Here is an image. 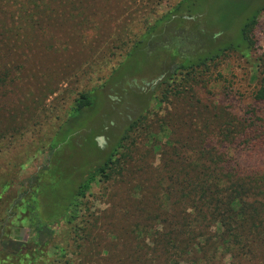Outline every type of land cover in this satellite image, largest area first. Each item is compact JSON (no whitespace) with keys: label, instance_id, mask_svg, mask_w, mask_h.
<instances>
[{"label":"trees","instance_id":"16d2710c","mask_svg":"<svg viewBox=\"0 0 264 264\" xmlns=\"http://www.w3.org/2000/svg\"><path fill=\"white\" fill-rule=\"evenodd\" d=\"M194 1L180 0L157 18L155 1H149L137 7L146 11L142 15L126 17L133 33L126 59L137 49L151 51L160 39L163 51L166 47L174 60L179 58L160 82L159 105L170 93L177 98L191 93L209 66L230 51L251 57V34L263 6L246 17L236 40L216 44L214 34L197 27V42L192 38L185 46L186 23L198 18ZM27 3L31 7L21 10L23 20L40 27L44 17H85L94 8L90 0ZM250 64L257 80L253 98L264 104V60ZM95 100L93 89L78 92L48 145L51 158L39 169L25 177L0 178V264H104L114 257L117 262L116 252L125 248L128 258L120 264H264V168L241 167L227 150L264 143V118L255 115H264V109H253L255 118L227 109H165L166 117L156 119L140 113L103 162L69 181L62 176L63 160L55 155L76 131L60 135ZM139 144L158 157L157 166L129 154L130 146ZM116 180L125 187L135 181L127 187L126 211L94 216L88 199L92 185ZM62 183L67 187L61 192ZM124 216L136 221L127 225Z\"/></svg>","mask_w":264,"mask_h":264},{"label":"rangeland","instance_id":"374dc122","mask_svg":"<svg viewBox=\"0 0 264 264\" xmlns=\"http://www.w3.org/2000/svg\"><path fill=\"white\" fill-rule=\"evenodd\" d=\"M90 1L94 8L85 17L54 14L42 17L45 21L40 27L23 20L25 11L21 10L27 7V0H0V178L25 177L51 158L48 145L81 90L93 89L96 100L63 127L60 136L76 132L70 144L55 155L63 160L62 176L69 181L103 162L127 123L140 113L148 112L156 119L166 117L165 109H227L237 116L255 118L253 109H264V104L253 98L257 80L250 64L251 59L264 60V0L194 1L192 10L198 18L196 23H186L185 46L192 38L197 42V27L214 34L216 44L236 40L246 17L263 6L251 34V57L248 60L230 51L209 66L191 93L179 98L170 93L161 105L157 104L160 82L179 58L174 60L166 47L164 52L160 39L151 51L137 49L126 59L133 33L125 20L128 15L146 12L137 7L149 1H155L153 16L157 18L180 0ZM200 10L203 13L199 15ZM173 27L174 23L170 24L169 28ZM97 136L102 137L101 147ZM130 149L134 159L158 165V157L145 151L144 145ZM227 150L228 157L241 167L264 168V143ZM134 183L132 180L126 187L117 180L93 184L88 195L91 212L100 218L112 211L116 216L123 214L127 187ZM60 186L61 192L67 187L64 183ZM135 221V217L124 216L127 225ZM127 250L116 252L117 262L114 257L103 263L120 264L122 258H128Z\"/></svg>","mask_w":264,"mask_h":264},{"label":"water","instance_id":"95a60500","mask_svg":"<svg viewBox=\"0 0 264 264\" xmlns=\"http://www.w3.org/2000/svg\"><path fill=\"white\" fill-rule=\"evenodd\" d=\"M96 142H97V144H98V146H102V137L101 136H97L96 137Z\"/></svg>","mask_w":264,"mask_h":264}]
</instances>
